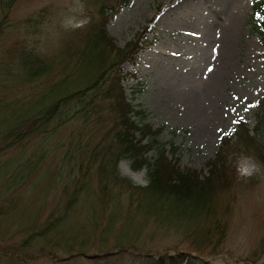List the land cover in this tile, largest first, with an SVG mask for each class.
I'll return each mask as SVG.
<instances>
[{
  "label": "rangeland",
  "instance_id": "374dc122",
  "mask_svg": "<svg viewBox=\"0 0 264 264\" xmlns=\"http://www.w3.org/2000/svg\"><path fill=\"white\" fill-rule=\"evenodd\" d=\"M85 1L17 0L6 19L7 35L0 42V127L14 122L11 112L18 115L32 108L87 46L88 27L74 31L61 27L66 16L76 15L88 18L87 26L95 27L91 29L102 30L114 49H122L138 33L153 41L138 52L137 64L121 63L125 74L121 88L135 109L147 113L144 122L164 127L158 139L166 148L169 141L177 147L173 157L167 153L175 166L193 171L199 178L207 176L221 136L236 128L233 122L242 117L247 127L255 124L254 103L264 91V45L253 6L261 0H128L105 18ZM42 10L45 17L37 33L26 35L19 21ZM232 23L235 35L229 36L226 30ZM33 39L37 42L31 45ZM224 39L229 46L221 45ZM29 45L33 56L41 57L51 69L40 79L25 81L17 75V57ZM209 67L214 70L208 72ZM173 82L178 85L176 95L194 96L203 110L209 108L208 114L200 118L190 114L182 101H170L167 90ZM135 89L139 92L134 93ZM99 113L98 125L80 117L50 136L31 137L0 153V166L9 164L0 173V237H7L8 244H19L30 231L53 219L72 193L76 197L58 227L60 234L53 236L59 242L54 244L52 238L35 241L12 259L0 257V264H50L45 256L22 257L25 247L29 251L53 249L59 256L80 250L96 253L93 258L82 256L57 264H145L140 253L146 251L178 249L187 253L202 246L217 264H247L246 257L264 245V166L260 163V171L245 180L237 177V157L233 163L226 159L225 170L220 172L224 178L214 182L217 187L210 210L214 212L210 216L225 225L224 231L214 229L201 216L160 215L141 199L143 191L131 181L121 180L119 173L115 181L105 176L107 168L118 172V163L107 161L96 148L107 139L110 128L104 122L107 107ZM134 119L140 123L137 116ZM102 161L107 167L101 166ZM224 179L228 185L218 189V182ZM205 226L212 227L210 233H200ZM216 241L218 245L212 248ZM65 247L70 250L63 252ZM249 264H264L263 256Z\"/></svg>",
  "mask_w": 264,
  "mask_h": 264
},
{
  "label": "trees",
  "instance_id": "16d2710c",
  "mask_svg": "<svg viewBox=\"0 0 264 264\" xmlns=\"http://www.w3.org/2000/svg\"><path fill=\"white\" fill-rule=\"evenodd\" d=\"M115 1L114 5L109 4L107 0H87L85 4L92 5L94 13H97L100 18H105L107 12L115 13L119 7L128 2V0ZM16 2L17 0H0V42L7 35L9 26H7L6 19ZM43 10L30 19L19 21L23 25L24 31L26 30V35L29 32L37 33L38 26L44 21ZM253 17L260 27L259 36L264 45V0L254 3ZM86 27L89 31L91 30V36L87 38L86 42L88 47L79 51L75 63H70L64 77L57 76L58 79L52 85L49 84L48 89L40 94L32 108L18 115L16 112H11L9 116L14 122L0 127V153L31 137L50 136L62 125L80 117L83 122L91 119L93 123L97 121L95 124L98 125L100 123L98 120L101 118L99 111L103 107H107L109 114L108 119L104 122L110 124V128L109 131L106 130L107 139L99 141L96 148L99 149L102 156L107 158V161L114 160L118 163L122 158L131 157L135 159L133 167L148 166L150 185L148 187L137 186L143 191L141 199H145L144 202L148 203L150 208L159 210L160 215L164 214L167 217L180 215L182 219L201 216L209 222L211 221L214 224L212 226L214 229L225 230V225L219 219L210 216L214 214L213 211H210L213 202L211 199L217 187L214 182H216L215 179L218 181L224 178L220 172L225 170V161L228 157L232 161L240 154L249 155L264 166V159L257 152L260 149L259 152H262L264 156V91L259 94L254 103V127H247L246 119L239 118L236 128L230 132V135L223 134L221 136L218 151L214 159L209 161L212 166L210 173L199 178V175L193 171L179 170L175 166V160L168 158L167 153L169 152L173 157L177 147L172 141H169V147L166 148V143L158 139L164 127L154 128L149 122H144L147 113L141 108L135 109L121 88L120 80L125 75L121 71V63L137 64L138 52L144 47H150L153 41L143 39L142 34L138 33L122 49H114L111 40L102 30L91 29L95 28L92 25ZM36 42L33 39L30 44L33 45ZM32 53L34 52L31 46L29 50L23 48L19 51L17 75L21 80L40 79L48 75L51 69L50 64L47 65L41 57H35ZM138 90L135 89L133 92L138 93ZM134 116L138 117L140 123L135 121ZM51 122L53 124L49 126ZM101 125H103L102 122ZM105 141L107 142L103 143ZM153 150L157 158H155V163L151 164L144 158V154ZM101 163H103L102 167H107L103 161ZM5 168L8 170L9 164L0 166V173ZM105 172V176L107 178L110 176L113 180L119 176L113 168H107ZM121 180H125V178H121ZM125 183L129 186L128 182ZM226 185H228V181L224 179L218 182V189ZM75 198V194L72 193L63 209L53 219H48L37 231H30L19 244H8L7 237L2 235L0 237V257L12 259L15 254L18 256L17 253L24 246H32L38 240L49 242L51 238L54 239L53 236L60 234L58 227L63 223L65 212L71 210V204ZM212 227L205 226L200 233H210ZM223 235L222 232L221 238ZM54 240V244L59 242L56 237ZM25 241L30 245H27ZM217 245L216 241L212 244V248H216ZM203 248L204 246L197 247L196 251L187 253L178 249L173 251L158 249L154 253L146 251L140 253V260L145 264H217L206 256ZM259 248V251L248 258L246 257L247 264L256 263L262 256L264 260V245ZM37 250L29 251L25 247L22 257L34 259L45 256L50 260V264H57L82 256L87 258L96 256V253H86L81 250L69 252L65 256L57 255L53 249L45 250V248L39 247ZM69 250L66 247L63 248V252Z\"/></svg>",
  "mask_w": 264,
  "mask_h": 264
},
{
  "label": "clouds",
  "instance_id": "9594fccd",
  "mask_svg": "<svg viewBox=\"0 0 264 264\" xmlns=\"http://www.w3.org/2000/svg\"><path fill=\"white\" fill-rule=\"evenodd\" d=\"M89 23L88 18H80L76 15L66 16L61 24V27L65 31H74L77 29H83ZM144 158L149 163L154 164L156 154L153 151L145 153ZM135 163V159L131 157L122 158L117 164V170L122 178H126L136 186L148 187L151 183L149 176V168L147 165L141 166L139 169H133L132 165ZM261 169L260 162L256 158L249 155L240 154L236 158L235 170L238 178L251 179ZM154 170V169H153Z\"/></svg>",
  "mask_w": 264,
  "mask_h": 264
},
{
  "label": "bare ground",
  "instance_id": "6f19581e",
  "mask_svg": "<svg viewBox=\"0 0 264 264\" xmlns=\"http://www.w3.org/2000/svg\"><path fill=\"white\" fill-rule=\"evenodd\" d=\"M230 26L231 27L226 30L227 33L229 32L228 35L229 36L235 35V33H234V29H235L234 26L235 25L232 23V24H230ZM221 45L229 46V41H228V43H226V40L224 39V41L222 42ZM221 62L222 63H225V58H223V56L221 57ZM217 85H218V83L215 82L214 83V87H213V89H215V91H216V89L218 87ZM177 86H178L177 85V82H173V83L170 84V86H169V88L167 90V97H168V99L170 101H174V102L175 101H182L180 103H184L185 106H187L186 108L189 109L190 114H193V115L198 116V117L200 116V118H201V116H204L205 117L206 116L205 113L208 114V109L209 108H207L206 110H203L202 107H201V105H200V103L198 104L197 101H196V98L194 96H192V95H180V96L178 94L176 95V92L175 91H176V87Z\"/></svg>",
  "mask_w": 264,
  "mask_h": 264
},
{
  "label": "snow or ice",
  "instance_id": "6c2138e0",
  "mask_svg": "<svg viewBox=\"0 0 264 264\" xmlns=\"http://www.w3.org/2000/svg\"><path fill=\"white\" fill-rule=\"evenodd\" d=\"M217 50L216 49H213V52L215 53ZM214 69L212 67H209L207 69L208 72H212ZM233 123H237V121H234ZM225 135H230V133H225Z\"/></svg>",
  "mask_w": 264,
  "mask_h": 264
}]
</instances>
